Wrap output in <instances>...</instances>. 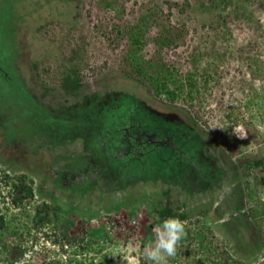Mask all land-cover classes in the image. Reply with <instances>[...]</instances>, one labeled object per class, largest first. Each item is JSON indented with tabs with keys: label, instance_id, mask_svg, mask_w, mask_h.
Wrapping results in <instances>:
<instances>
[{
	"label": "rangeland",
	"instance_id": "374dc122",
	"mask_svg": "<svg viewBox=\"0 0 264 264\" xmlns=\"http://www.w3.org/2000/svg\"><path fill=\"white\" fill-rule=\"evenodd\" d=\"M97 1L0 0V264H148L144 248L168 218L188 225L168 264H212L218 259L213 250L236 263L264 264V0L248 11L249 26L231 24L228 40L212 36V16L193 0L182 15L163 5L166 0H122L125 13L159 2L172 22L185 21L190 33L176 55L185 56L188 46L224 55H213L222 79L206 97L202 120L194 121L198 129L185 123L193 133L203 131L196 158L187 153L172 160L163 152L168 145L161 114H151L149 140H162L135 162L127 160V176L113 169L115 161L109 166L80 146L71 155L76 136L96 139L80 128L78 110L94 112L106 98L123 97L126 105L127 98L136 99L171 117L180 118L177 108L192 114L181 103L159 105L139 83L117 73L124 45L101 35V22L118 23L123 15L112 19ZM245 56L257 63L247 65ZM176 60L182 72L189 69ZM59 66L60 72H78V95L59 89ZM91 116L89 124L101 129ZM235 128L246 138H237ZM15 184L29 187L32 197L21 192L19 200Z\"/></svg>",
	"mask_w": 264,
	"mask_h": 264
},
{
	"label": "trees",
	"instance_id": "16d2710c",
	"mask_svg": "<svg viewBox=\"0 0 264 264\" xmlns=\"http://www.w3.org/2000/svg\"><path fill=\"white\" fill-rule=\"evenodd\" d=\"M193 1L199 9L205 11L208 17L212 16L213 27L207 25L215 33L212 36L228 40L231 37L229 35L231 24L236 20H241L249 26L248 11L251 12L257 4L255 2L259 0ZM162 4H167L170 10L172 8L178 9L177 11L181 15L190 13L191 9L189 0H183L182 3L166 0ZM162 4L159 2L149 3L147 7L142 4L141 8H138L139 10L133 8L129 15L127 12L125 13V2L122 0H98L96 3V8L101 10L103 14L112 17V19L113 17L117 18L119 14L123 15L118 23L104 26L103 22L105 20H103L101 24L105 31L100 32L97 30L101 35L113 36L112 43L124 45L123 53L121 52L122 63L116 67L117 73L126 79L139 83L147 94L153 97L154 100H158V103L160 100L169 104L181 103V106L187 107L193 116H190L186 111H179L177 108V112L181 113V115L179 114L180 118L171 117L163 112H154L152 108L144 106L136 99L130 100V98H127V106L123 97L120 101H109L108 98L110 97L106 98L102 106H99L94 112L88 110L90 107H83L78 110L82 125L90 129V136L96 135L94 142L89 143L92 156L105 159L109 166L114 165L115 161L116 167L113 169H118L121 174L126 176L131 172V169L129 170L126 165H129L130 161H134L133 158L136 159V157L143 155L142 153L146 152L143 149L151 146L149 150H153L154 146L162 140L154 137L152 141L149 140L148 130L145 127H147V119L150 118L148 115L151 114H156V116L161 114L164 131L160 130V132H166L165 142L168 145L163 152H169L168 155L172 160L178 159L181 161L187 153H189L187 156L192 154L196 158L195 152L197 149L194 148L201 142L200 138L203 131L199 130L193 133L189 129L190 126L185 123L198 129V125L194 121L202 120L199 117L204 112L206 97L214 87L219 86L222 79L216 67L218 60L214 57H217V59L223 58V54L211 52L210 55V52L205 51L203 47L188 46L183 51L185 56H182V54L176 55V51L186 45V39L190 32L185 21L177 19L172 22L170 19L172 17L171 13L163 14L160 9ZM203 24L204 27L206 24ZM193 30V34H195L196 28ZM148 48L150 50H147ZM171 53V59H168V55ZM73 55L75 57L76 54ZM74 57L69 61L73 65H75V62H73ZM180 58L188 64L189 69L185 72H182L179 68L180 63L176 62V59ZM244 61L247 65L253 66L257 63V57L251 59L245 56ZM60 68L61 66L57 67L58 72L61 74L59 89L65 94L78 95L81 87L78 72L74 68L64 69L63 72H60ZM145 108L147 112L143 110ZM82 115H85V122H82ZM90 115H93L90 117L92 120L100 121L98 126L101 125V129L95 130L91 126L96 123L95 121H93L95 123L89 124ZM172 121L174 122L172 123ZM237 122L239 120L236 119ZM86 125H89V127ZM113 138L117 139L115 144H113ZM239 146H241L240 143ZM107 151L110 154H107ZM125 155H127L126 158ZM123 159L124 161H122ZM128 159L129 162L127 163ZM20 183H23V181H20ZM13 190L16 191L15 195L18 196L19 200L22 199V193L32 197L31 189L27 186L23 187L15 184ZM249 193L247 191L246 195L249 196ZM250 199H254V195H251ZM198 249L205 252V249L209 250L207 246H199ZM213 256L218 259L215 263L211 262L212 264H240L239 262L236 263L232 256L224 251L219 252L216 250L215 253L213 250ZM15 257H17L16 254Z\"/></svg>",
	"mask_w": 264,
	"mask_h": 264
},
{
	"label": "clouds",
	"instance_id": "9594fccd",
	"mask_svg": "<svg viewBox=\"0 0 264 264\" xmlns=\"http://www.w3.org/2000/svg\"><path fill=\"white\" fill-rule=\"evenodd\" d=\"M233 134L240 139L246 138L241 128L233 129ZM187 227V221L178 218H168L154 227L155 239L144 248V260L148 264H168L169 259L177 255L178 247L187 237Z\"/></svg>",
	"mask_w": 264,
	"mask_h": 264
},
{
	"label": "crops",
	"instance_id": "0c3cea01",
	"mask_svg": "<svg viewBox=\"0 0 264 264\" xmlns=\"http://www.w3.org/2000/svg\"><path fill=\"white\" fill-rule=\"evenodd\" d=\"M86 126L89 127V125H86ZM80 128L82 129V128H84V126L82 125ZM86 140H87L86 137H80V136H76L74 139H72L70 142L73 145L72 146V153H74V154H71V155L76 156L77 152L73 151L74 146H76V147L80 146L81 151L83 150L85 153H89V151L91 152V146H89V139L87 141ZM65 143H68V142H65ZM102 161H103V159H102ZM105 162H107V161H105Z\"/></svg>",
	"mask_w": 264,
	"mask_h": 264
},
{
	"label": "bare ground",
	"instance_id": "6f19581e",
	"mask_svg": "<svg viewBox=\"0 0 264 264\" xmlns=\"http://www.w3.org/2000/svg\"><path fill=\"white\" fill-rule=\"evenodd\" d=\"M205 143V142H204Z\"/></svg>",
	"mask_w": 264,
	"mask_h": 264
}]
</instances>
